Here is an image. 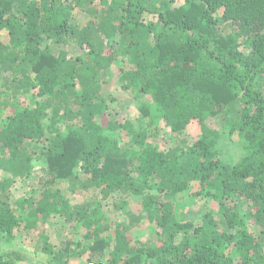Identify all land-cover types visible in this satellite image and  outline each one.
<instances>
[{"label": "trees", "instance_id": "trees-1", "mask_svg": "<svg viewBox=\"0 0 264 264\" xmlns=\"http://www.w3.org/2000/svg\"><path fill=\"white\" fill-rule=\"evenodd\" d=\"M176 1L0 0V237L58 217L85 234L58 250L44 243L49 264L84 255L103 264H264V0ZM121 57L124 91L143 100L137 128L105 95ZM157 121L176 138L168 149L147 142ZM192 124L193 142L180 137ZM224 135L238 143L240 162L214 151ZM41 160L42 188L11 203L15 179ZM193 183V201L219 205L197 227L183 223V204L164 201ZM91 191L119 195L114 209L129 224L99 216ZM143 221L158 246L129 234ZM0 264L28 263L0 249Z\"/></svg>", "mask_w": 264, "mask_h": 264}, {"label": "rangeland", "instance_id": "rangeland-1", "mask_svg": "<svg viewBox=\"0 0 264 264\" xmlns=\"http://www.w3.org/2000/svg\"><path fill=\"white\" fill-rule=\"evenodd\" d=\"M176 6L183 4V0H177L174 3ZM80 23L84 24L87 20L84 17L79 18ZM54 47V46H53ZM63 49L67 51L70 55L78 56L81 55V51L78 47L74 45H58L54 47L57 51ZM128 62L126 57L120 58V64H116L110 71L109 75L106 77L109 81V89L107 94L112 95L115 102H112L113 112L117 114L118 118H125L132 122L136 128L139 124V120L142 117L138 110L143 100H137L134 98V92L132 90L124 91V82L120 81L121 78V68H127ZM25 102L24 99L16 98L15 102ZM207 123L212 128L222 129L223 123L218 119L207 118ZM158 122V123H157ZM156 125L149 129L148 144H152L158 150H164L170 148L175 143L176 138L172 135L170 128H168L163 122L157 121ZM74 124L70 126L73 127ZM61 129L64 131L66 129L65 124H61ZM199 135L198 128L195 124H192L186 129V131L180 136L181 138H187L191 142L195 141ZM120 146L131 147L130 138L122 137L119 141ZM238 143L230 141L225 135L221 136L217 141L214 151H219L220 155H223L225 161H230L233 164L240 162L243 152L238 150ZM222 158V159H223ZM46 163L41 161H35L33 169L30 175L24 179L17 181L11 191V200L13 203L21 197L29 196L34 194V192L42 188L43 183L41 181L42 175L39 174L40 168H45ZM3 172H0V178H4ZM56 185H59L61 192L66 194L68 197L73 195L70 192V185L66 184L65 181H59ZM198 183H193L190 188L182 193L175 196L164 198L165 202H170L174 205H182L179 208L180 217L183 218V223H192L193 226L197 227L201 224V221L208 213L217 214L219 211V205L215 201L207 202L206 200H192L190 196L198 191ZM92 199L96 201L97 214L99 216H104L110 219V221L117 224H129L130 219L123 216L121 212L114 209L113 201L120 197L115 195L108 200H102L101 196L97 191H91L89 194ZM75 198V197H72ZM83 201L88 199V195H81ZM134 212H138L139 207L133 205L132 208ZM182 214V215H181ZM50 223L39 224L38 228L35 230H24V226L17 229L15 235L12 238L0 237V249L3 251H18L23 254L28 264H49L50 257L42 253V248L44 243L48 242L56 250L64 246L69 240L77 242L83 234H85L84 229L76 231V227L66 223L63 219L58 217H53ZM255 229V228H254ZM256 230V229H255ZM257 231V230H256ZM255 231V232H256ZM129 234L131 237L137 241L147 244L150 247L158 246L160 243L159 238L155 235V226L150 225L147 221H143L140 225L130 230ZM48 238L47 240L45 238ZM93 262V261H92ZM88 255L82 256L79 260L73 261L71 264H90Z\"/></svg>", "mask_w": 264, "mask_h": 264}, {"label": "built area", "instance_id": "built-area-1", "mask_svg": "<svg viewBox=\"0 0 264 264\" xmlns=\"http://www.w3.org/2000/svg\"><path fill=\"white\" fill-rule=\"evenodd\" d=\"M90 264H103V263H98V262H92Z\"/></svg>", "mask_w": 264, "mask_h": 264}]
</instances>
